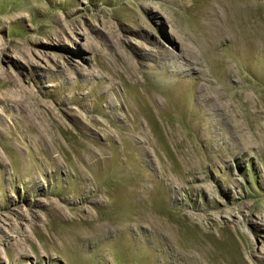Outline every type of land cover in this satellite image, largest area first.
<instances>
[{
  "label": "rangeland",
  "instance_id": "1",
  "mask_svg": "<svg viewBox=\"0 0 264 264\" xmlns=\"http://www.w3.org/2000/svg\"><path fill=\"white\" fill-rule=\"evenodd\" d=\"M0 264H264V0H0Z\"/></svg>",
  "mask_w": 264,
  "mask_h": 264
}]
</instances>
